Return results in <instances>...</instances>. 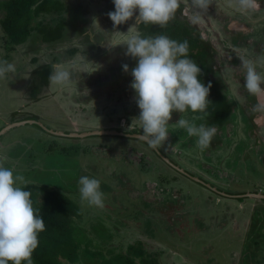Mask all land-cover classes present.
Returning a JSON list of instances; mask_svg holds the SVG:
<instances>
[{
	"label": "rangeland",
	"instance_id": "1",
	"mask_svg": "<svg viewBox=\"0 0 264 264\" xmlns=\"http://www.w3.org/2000/svg\"><path fill=\"white\" fill-rule=\"evenodd\" d=\"M66 1L74 8L71 16L77 17L83 11L79 9L81 6L87 10L83 11L84 15L88 12L87 21L78 23L79 28L88 29L89 37L76 41H73L76 38H71L76 45L59 43L52 48L33 34L13 54L7 55L0 48V61L6 60L15 67L14 72L0 78V129L12 123L14 114L18 121L26 120L25 115L35 118L48 129L24 125L2 136L0 163L14 169L15 174L24 176L28 183L37 180L44 184L45 178L48 179L50 185L62 193L67 192L80 204L79 178L89 176L99 179L104 193V208L82 204L86 221L81 220V226H90L92 218L98 214L97 220H105L118 232L114 244L121 243L123 249L134 239L130 238L122 225L132 226L134 238L144 239L152 253L166 249L170 251L172 258L160 255V264H164V259L169 264H241L246 257L243 255L252 251L248 247L250 238L264 239V213L259 212L264 208V199L245 198L240 202L229 196L254 193L259 187L263 190L264 110H251L248 118L243 115L244 126L241 117L238 118L234 111L228 124L220 128L221 132L218 130V141H212L210 147L203 151L197 147L195 137H189L175 123L181 115L195 122L194 118L200 115L198 112H174L169 121V139L159 149L187 173L229 196L214 192L181 174L159 157L160 160L153 158L149 150L151 147L141 140L110 135L71 137L72 134L82 135L113 126L126 132L142 130L136 119L140 110L134 99L135 92L130 87L133 79L131 70L137 61L125 55V43L129 38L126 33L135 25L138 13L128 20L130 24L126 28L109 32L106 36L103 32L104 29L108 30L105 24L108 16L106 10L108 4L112 6V0ZM179 3L174 16H182L183 21L193 26L196 35L206 30L204 37L210 35L216 39L214 34L221 13L226 18L224 14L228 12L232 26L239 29L257 30L256 27L262 25L260 20H264V10L259 9L255 13L245 11L242 16L244 10L238 8L236 0H211L208 9L203 11L193 8L192 0H179ZM224 4L227 5L224 7ZM193 17L197 18L194 20ZM137 26L135 30H138ZM222 46L216 43V50L229 48V45L226 48ZM71 48H79L80 51L70 56L67 52ZM207 48L212 50L211 47ZM85 50L89 53L85 54ZM210 61L207 70L213 74L215 63L213 59ZM54 63L65 65L72 73L73 83L68 86L50 85L40 100L32 101L29 98L35 83L34 70L40 65L51 66ZM124 64L129 66L128 88H123L124 82L121 81L122 92L117 91L113 96L111 90L115 87L98 86L97 81L101 77L106 78V74L113 78L115 73V78H119L116 72L121 71L125 76ZM78 65L85 75L81 74ZM89 73L95 76L88 77ZM223 73L226 77L224 83L229 84L223 88L231 94V102L238 108V92L227 77L229 71ZM260 73L264 74L261 68ZM119 96L122 100L118 99ZM259 98L264 104V97ZM128 111L130 114H127ZM237 111L240 112V109ZM118 120H121L119 125ZM202 123V118L196 121L197 126ZM250 128L251 137H248L246 133ZM52 131L65 135L56 136ZM75 147H79V150L76 151ZM258 208L256 212L259 218L253 224L252 219ZM138 213L143 216L137 219L135 215ZM145 226H149L153 232H148ZM261 264H264V260Z\"/></svg>",
	"mask_w": 264,
	"mask_h": 264
},
{
	"label": "clouds",
	"instance_id": "2",
	"mask_svg": "<svg viewBox=\"0 0 264 264\" xmlns=\"http://www.w3.org/2000/svg\"><path fill=\"white\" fill-rule=\"evenodd\" d=\"M114 11L107 13L114 26L130 20L135 13V25L127 31L126 56L137 61L131 70L130 87L135 92V102L140 110L136 118L141 126L139 137L153 149L168 141V125L174 112L181 114H207L211 84L205 86L198 77L201 68L188 58L189 43L178 42L166 35L143 37L136 26L152 23L164 26L174 17L180 7L179 0H113ZM211 0H192L193 8L207 10ZM240 10H258V0H236ZM197 17H193L195 20ZM244 87L249 94L264 97V74L257 65H264V56L256 60L240 59ZM73 67H77L73 65ZM129 71L127 64L122 65ZM50 85L68 86L73 83L72 73L62 63L51 65ZM8 61H0V78L14 72ZM202 118V117H196ZM194 118V119H196ZM189 137L196 138L197 147L203 151L210 147L218 132L215 125H196L194 120L181 117L175 122ZM28 181L15 174L14 169L0 163V264H33L32 254L39 246V234L45 230L43 218L34 208L31 192L24 190ZM81 203L104 208V193L101 181L89 176L78 180Z\"/></svg>",
	"mask_w": 264,
	"mask_h": 264
},
{
	"label": "trees",
	"instance_id": "3",
	"mask_svg": "<svg viewBox=\"0 0 264 264\" xmlns=\"http://www.w3.org/2000/svg\"><path fill=\"white\" fill-rule=\"evenodd\" d=\"M108 6L107 13L115 10L114 4L111 6L110 3ZM73 9L72 5L68 4L66 0H0V12H3V15L2 13L0 15L1 51L5 50L7 55L13 54L19 46L25 45L28 38L33 34L52 48L59 43H72L71 38H76L75 40L85 38V36L89 35L88 29L82 26L79 28V23L82 20L87 21L88 12H86L87 15H84L83 11L86 9L81 6L79 9L83 11H80L78 16L74 17L70 15ZM178 17L175 15L164 26L140 23L137 28L143 37L166 35L178 42L188 41V58L194 60L201 68V75L198 79L205 86L209 83L211 84L208 97L210 103L207 108V114L202 113L204 115L203 118L208 122L207 126L215 125L221 132L220 128L226 126L232 116L233 104L225 94V89L221 86L220 81L212 80L208 76L207 64H203L201 61L204 55L202 56L200 52L198 38L194 37L185 22L183 23L176 19ZM107 19L105 24L108 30L104 33L106 36L109 35V32L123 30L130 24V21H126L121 25L114 26L108 16ZM74 22H76L75 26ZM257 30L253 32V36L257 34ZM79 51V48H71L67 53L73 56ZM84 52L85 54L89 53L87 50ZM51 70L49 64L40 65L38 69L34 70L35 83L32 86L29 99L32 101L40 100V96L50 86L49 76ZM116 73L119 78H115V73H113V78H107L112 81L110 82L111 87H115L111 90L113 96L117 91L122 92L121 81L124 82L123 88H128L127 85H129L126 83L127 77H129L128 72H126L125 76H123L121 71ZM97 83L99 87L108 85L106 81L103 82L101 80H98ZM91 88L95 89L94 86H91ZM127 114H130V112L128 111ZM16 116L14 114L12 122L19 120L16 119ZM25 119L31 118L25 115ZM118 121L117 124L119 125L121 120ZM129 133L136 134L138 131H129ZM145 144L147 145V143ZM74 149L78 151L79 147ZM149 150L153 158L157 157L158 159L159 156L156 152L152 148H149ZM149 159L151 160V158ZM212 168L214 169V167ZM45 180L44 184L41 181L34 180L32 183L23 186L24 190L31 192L33 206L39 210L38 214L45 223V230L38 237L39 246L32 254L33 264H160V255L165 256L167 259L172 258L168 249L155 254L149 251L144 239L134 238V228L132 226L126 227L122 225L123 229L129 233L130 238L134 240L127 244L124 249L121 248V243L114 244L118 232L116 233V230L112 229L111 225L106 224L102 218V220H97L98 214L92 218L90 226L87 224V228L82 227L81 220L86 221L83 217L84 209L82 204L76 198H70L67 192L62 193L61 190H57V187L50 185L48 179L45 178ZM244 200L239 199L240 202ZM258 210L259 208L255 210L252 219L253 224L259 218V214L256 212ZM87 212L90 211L88 210ZM259 212L264 213V208ZM139 216H143V214L141 213L140 215L138 213L135 218L138 219ZM125 218L128 219V217ZM145 227L148 232H153L149 226ZM261 242H264V239L250 238L248 247L252 248V251L243 255V257H246L241 260V264L262 263V260H264V244ZM259 256L261 257L260 260L258 259ZM167 259L163 260L164 264H169Z\"/></svg>",
	"mask_w": 264,
	"mask_h": 264
},
{
	"label": "flooded vegetation",
	"instance_id": "4",
	"mask_svg": "<svg viewBox=\"0 0 264 264\" xmlns=\"http://www.w3.org/2000/svg\"><path fill=\"white\" fill-rule=\"evenodd\" d=\"M258 2L260 5L259 10L263 11L264 10V0H258ZM226 5L227 4H224V7ZM248 11L250 13H251V11H253L255 13V10H247V12ZM244 13H245V10L241 12V15L244 16L245 15ZM228 14H229L228 12H226L224 14V15H226V18H224L222 13L219 15V17H221V19L216 24L217 30H215L216 34H214L216 39L210 35H208V37H204L203 33H207L206 30H205V32H203V31L200 32V35H196L194 33L195 30H194L193 26L187 24L186 21H183L182 16H180V18L178 17L176 19L180 22H183V23L185 22V25L187 27H189V29H190L191 33H193L194 37L198 38V41L200 43L199 44L200 45V52L202 53V56L204 55L203 58L201 59L202 63L207 64L206 66L208 67L209 62H211L210 60H212V59L214 60V63H215L214 73L212 74L211 72L207 71L208 76L212 80L220 81L221 86H223V87L226 86V88H227L229 86V84L224 83L226 80V77L224 76L223 72L229 71V74L227 77L230 79V81L232 82V85L235 87L234 89L237 90L238 98H240V101L237 100V103L239 104L238 108L240 109V112H238L237 111L238 108H236L234 106H233V112L235 111L238 114V118L241 117V124L244 126V123H242L243 115L248 118V114L250 113L251 110H256V108H261L264 110V104H262L260 102V98L255 96V95L249 94L248 91L245 89L244 77L241 74V70H240V63H241L240 59L241 58L247 59V57H248L251 60L252 59L256 60L257 57L264 56V20H260L259 23H261L262 25L260 27H256V29H258L260 31L258 34L253 36V32L255 31L254 28L239 29L238 27L232 26L231 17L230 16L228 17L227 16ZM249 23H251V22H249ZM243 24H246V23L243 22ZM198 27L201 28V30H203L201 25H198ZM103 32L106 33L107 30L104 29ZM73 41H76V40H73ZM205 41L209 42L210 44H207V42L205 43ZM72 43L74 44V42H72ZM216 43L217 44L220 43V45L221 46L223 45L222 47H224V48H226V45H229V48L228 49L226 48L225 50H221L222 51L221 52L220 50H216V48H217ZM74 45H76V44H74ZM207 46L211 47L212 50H209L207 48ZM260 68L262 69V72L264 73V66L258 64L257 65V71L258 72H260ZM78 69L82 75H85L82 72V70L80 69L79 65H78ZM94 76H95L94 74L89 73L88 77H94ZM108 77H110V74H108V75L106 74V78L101 77L100 80L103 82L106 81V84H108V86H110V82H112V81L108 80L107 79ZM98 79H99V76H98ZM100 87L105 88L106 86L101 85ZM262 87H264V85H262ZM225 94L228 96V99L230 101L233 100L232 99L233 97L231 96V94L226 93V89H225ZM239 95H240V97H239ZM118 99H121V97L119 96ZM256 104H258L257 107H256ZM250 106H253L254 108H252ZM199 114H200L199 117H202V119H203L202 124H205L207 126L208 122L203 118L204 115L201 113H199ZM198 119L199 118H196L195 123ZM250 124H251V122H250ZM251 128H252V124H251ZM251 128H250L249 132L246 133V136H248V137H251L250 136L251 135L250 134ZM119 130H123V129L119 128ZM128 131H135V129L128 130ZM242 131H243V128H242ZM138 132L142 133V130L138 131ZM242 133L244 134V132H242ZM132 134H135V133H132ZM195 140H196V138H195ZM213 141H218V139L216 138V135L213 138ZM254 149L259 150L260 148L255 147ZM256 184H260V183H256ZM262 187L264 190V185H262ZM257 189H256L257 192H260V190H262V188H260V187ZM242 194H244V193H241L240 195H242ZM231 195H233V194H231Z\"/></svg>",
	"mask_w": 264,
	"mask_h": 264
},
{
	"label": "water",
	"instance_id": "5",
	"mask_svg": "<svg viewBox=\"0 0 264 264\" xmlns=\"http://www.w3.org/2000/svg\"><path fill=\"white\" fill-rule=\"evenodd\" d=\"M24 125H37V126L42 127V128H44L45 130L48 131V129L46 127H44L42 123H40V122H38V121H36L34 119L20 120V121L12 122V123L6 125L4 128H2L0 130V138L2 136H4L5 134H7L8 132H10L12 129H14L16 127L24 126ZM51 133L56 135V136L65 135L64 133L55 132V131H52ZM141 134L142 133L132 134V133H129V132H126V131H122V130H119V129H115V128L112 127V128H108V129L105 128L104 130L91 131L89 133L87 132V133H84L82 135L72 134L70 136L71 137H82L83 138V137H88V136L110 135V136H118V137H124V138H128V139H135V140L143 141L142 139L139 138L141 136ZM143 142H145V141H143ZM153 150L156 152V154L162 160H164L170 166L176 168L181 174H184L185 176L191 178L192 180H195L197 182L202 183L203 185H205L207 188L211 189L214 192L221 193V195L223 194L224 196H229L227 194H224V192H220V190L218 191L217 188H214V186H212L211 184H208V183L200 180L199 178L193 177L191 174L187 173L184 169H182L179 166H177L164 153H162V151L159 149V147L156 148V149H153ZM229 197H235L237 199L250 198V199H255V200L261 198L263 200L264 199V191L248 193V194H242V195L229 196Z\"/></svg>",
	"mask_w": 264,
	"mask_h": 264
},
{
	"label": "crops",
	"instance_id": "6",
	"mask_svg": "<svg viewBox=\"0 0 264 264\" xmlns=\"http://www.w3.org/2000/svg\"><path fill=\"white\" fill-rule=\"evenodd\" d=\"M110 128H112V127H110Z\"/></svg>",
	"mask_w": 264,
	"mask_h": 264
}]
</instances>
